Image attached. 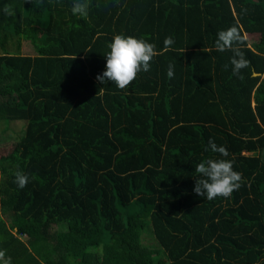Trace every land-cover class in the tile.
I'll return each instance as SVG.
<instances>
[{
	"label": "trees",
	"instance_id": "1",
	"mask_svg": "<svg viewBox=\"0 0 264 264\" xmlns=\"http://www.w3.org/2000/svg\"><path fill=\"white\" fill-rule=\"evenodd\" d=\"M73 3L0 0V126L25 121L7 144L0 127V250L11 264H264V0H88L86 19ZM231 26L242 79L215 48ZM117 34L158 53L125 89L96 79ZM208 158L242 174L229 198L193 191Z\"/></svg>",
	"mask_w": 264,
	"mask_h": 264
},
{
	"label": "clouds",
	"instance_id": "2",
	"mask_svg": "<svg viewBox=\"0 0 264 264\" xmlns=\"http://www.w3.org/2000/svg\"><path fill=\"white\" fill-rule=\"evenodd\" d=\"M27 2L29 0H25V3ZM88 8V0H74L71 11L74 15L86 19ZM3 11L8 16L15 15L14 9L9 6H5ZM245 39L237 26H231L219 31L215 41V48L218 51L230 50L233 53L230 60L232 71L241 79L243 78L240 76L241 70L250 65V61L245 58L244 52L238 46L244 43ZM163 43L165 50H170L175 41L169 36ZM109 48L110 51L106 54V70L98 74L96 79L100 83L114 82L119 89L127 88L141 71H149L152 58L158 54L153 43L122 34L113 37ZM167 75L169 78L174 76V65L169 64ZM205 150L219 153L221 157L229 156L227 147L217 145L211 138ZM233 164V160L225 158H208L197 164L195 172L199 178L195 180L193 191L207 200H214L217 197L229 198L234 191L239 190L242 183V174L233 169ZM28 182L29 177L25 173L15 172V183L19 188L26 187ZM0 264H11V258H6L5 250H0Z\"/></svg>",
	"mask_w": 264,
	"mask_h": 264
},
{
	"label": "rangeland",
	"instance_id": "3",
	"mask_svg": "<svg viewBox=\"0 0 264 264\" xmlns=\"http://www.w3.org/2000/svg\"><path fill=\"white\" fill-rule=\"evenodd\" d=\"M24 53H33L32 48L27 45L23 48ZM0 127H7L5 130V133L3 134V140L2 144H7L12 141H15L19 139V137L24 133V127H25V121L23 120H16V121H10L8 124H2ZM151 226L150 223L148 224V227ZM59 230H63L64 226L60 225L58 226ZM142 242L146 244H154L155 239L154 237L146 234L142 236Z\"/></svg>",
	"mask_w": 264,
	"mask_h": 264
},
{
	"label": "crops",
	"instance_id": "4",
	"mask_svg": "<svg viewBox=\"0 0 264 264\" xmlns=\"http://www.w3.org/2000/svg\"><path fill=\"white\" fill-rule=\"evenodd\" d=\"M16 121V120H15Z\"/></svg>",
	"mask_w": 264,
	"mask_h": 264
}]
</instances>
